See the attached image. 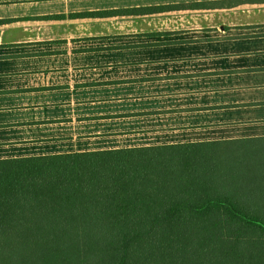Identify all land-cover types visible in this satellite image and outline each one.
<instances>
[{"label": "crops", "instance_id": "obj_1", "mask_svg": "<svg viewBox=\"0 0 264 264\" xmlns=\"http://www.w3.org/2000/svg\"><path fill=\"white\" fill-rule=\"evenodd\" d=\"M1 95L0 160L264 138V0H0Z\"/></svg>", "mask_w": 264, "mask_h": 264}, {"label": "trees", "instance_id": "obj_2", "mask_svg": "<svg viewBox=\"0 0 264 264\" xmlns=\"http://www.w3.org/2000/svg\"><path fill=\"white\" fill-rule=\"evenodd\" d=\"M0 264H264V138L0 160Z\"/></svg>", "mask_w": 264, "mask_h": 264}, {"label": "rangeland", "instance_id": "obj_3", "mask_svg": "<svg viewBox=\"0 0 264 264\" xmlns=\"http://www.w3.org/2000/svg\"><path fill=\"white\" fill-rule=\"evenodd\" d=\"M178 41L179 40L174 38V40L168 41V42H171V44L165 45V46H163V45H159L158 46V47H166L165 59L164 60H166V61H168V60H176L183 53L187 54V53H191V52H202V50L205 52L206 48H210V49L212 48L211 46L210 47H206L205 45L203 47H201L200 45H194V46H191V48H187L186 46H176V45H180V44H178ZM168 42H165V43H168ZM196 43L199 44L200 42H196ZM87 50H89V51H87V53H101V52L104 53V52H110L113 49L88 48ZM91 50H95V51H91ZM126 50H132V48H124V49H122L120 51L124 52ZM216 50H219V49H216ZM232 50H235V48H233ZM162 51H164V50H162ZM97 55H99V54H97ZM99 56H102V55H99ZM159 57L162 58V56H159ZM101 58L102 57H91V58H87L86 60H98V59H101ZM110 58L114 59V56H112ZM128 58L132 59L134 57L128 56ZM127 63H132V61L125 62V64H127ZM219 83L222 86H226V85L230 86V84H231V83H228L227 81H223V82L219 81ZM228 91H230V90H228ZM230 92H232V95L228 94V95L223 96L222 98L220 97V99L221 100H225L227 102H232L235 99L244 98L242 92H240V91H230ZM3 97H5V96H3V95L0 96V105L3 104L1 106H6L5 104L7 102H9V100L7 99V97H5L6 100ZM64 97H68V95L49 93L47 95H38L37 97H35V101H37V102H45V103L46 102H57L59 99H63ZM252 106L256 107V106H259V105H252ZM260 107H263V106H260ZM6 112L7 111H2V109H0V121H4V119L6 120V119L13 118L12 116L7 115ZM241 112H243V111L242 110H238L237 113H235V114L225 113V114L221 115V118H222L223 121H227V120H232V119H239V118H243V117H248V116H251L254 113H256V111H252V110H245L244 111L245 113H241ZM4 129H7V128L0 127V136L2 135V138H6L7 139L9 137H15V136H17L16 134L19 133V132H15V131L14 132L6 131Z\"/></svg>", "mask_w": 264, "mask_h": 264}]
</instances>
